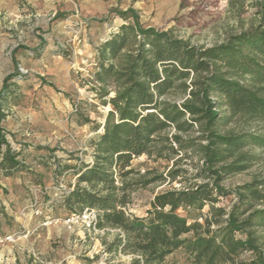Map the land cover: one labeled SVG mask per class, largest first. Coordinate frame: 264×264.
Here are the masks:
<instances>
[{"label":"trees","instance_id":"obj_1","mask_svg":"<svg viewBox=\"0 0 264 264\" xmlns=\"http://www.w3.org/2000/svg\"><path fill=\"white\" fill-rule=\"evenodd\" d=\"M260 7L264 14V1ZM132 17L97 49L95 95L112 108L96 129H102L98 138L91 140V161L77 168L76 185L64 195L66 207L71 215L94 209L96 227L118 230L112 240H101L107 252L131 254V264H165L181 248L191 264H239L246 252L253 254L250 264H264V204L255 206L264 202L259 189L264 178L233 191L222 185L255 160L246 146L264 148V29L195 47L166 31L144 28L138 16ZM14 77L8 76L0 91L5 176L30 169L24 151L12 145L2 126L4 101L15 93ZM236 118L260 123L263 132L224 131ZM183 153L197 158L195 176L202 181L157 194L144 216L128 212L133 158L172 160L175 168L168 175L176 180L187 172L179 167ZM61 167L70 169L58 163L55 173L62 174ZM231 194L236 201L229 210L216 206L221 196ZM207 205L208 213L193 222L178 212L202 211Z\"/></svg>","mask_w":264,"mask_h":264},{"label":"rangeland","instance_id":"obj_2","mask_svg":"<svg viewBox=\"0 0 264 264\" xmlns=\"http://www.w3.org/2000/svg\"><path fill=\"white\" fill-rule=\"evenodd\" d=\"M261 1L0 0V91L7 77L15 75L10 80L15 93L4 101L2 126L30 166L10 176L0 169V264H131V254L107 252L101 240H112L118 230L89 226L82 216L67 222L72 215L63 191L75 187L77 168L91 161V140L98 138L102 129H96L112 108L95 95L97 49L122 24L133 22L132 16L144 28L166 31L195 47L222 44L240 33L264 29ZM228 129L263 132L260 123L239 118L224 131ZM245 150L256 158L248 169L223 180L231 191L264 178V148L248 145ZM178 157L179 167L187 172L176 180L168 175L175 168L172 160L133 158L128 212L144 216L157 194L202 181L195 176L197 158L185 153ZM58 163L70 169L61 167L62 174H57ZM259 189L264 191V186ZM235 201L234 194L221 196L216 206L229 210ZM263 204L255 202L257 207ZM209 209L178 212L193 222ZM252 257L244 253L239 264H250ZM165 264L191 262L181 248Z\"/></svg>","mask_w":264,"mask_h":264},{"label":"built area","instance_id":"obj_3","mask_svg":"<svg viewBox=\"0 0 264 264\" xmlns=\"http://www.w3.org/2000/svg\"><path fill=\"white\" fill-rule=\"evenodd\" d=\"M62 186V185H61ZM65 188V187H63ZM65 193H68L69 192V189H64ZM40 211L38 210L36 213H39ZM76 216H82L86 221H87V224L89 226H93L95 227V222L97 220V213L94 209H89V208H86L83 213L81 215H76V214H73L68 220L67 222H72L74 220V218ZM1 238V237H0Z\"/></svg>","mask_w":264,"mask_h":264}]
</instances>
